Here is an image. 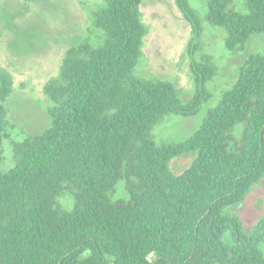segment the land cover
Wrapping results in <instances>:
<instances>
[{"label":"trees","instance_id":"obj_1","mask_svg":"<svg viewBox=\"0 0 264 264\" xmlns=\"http://www.w3.org/2000/svg\"><path fill=\"white\" fill-rule=\"evenodd\" d=\"M143 2L102 0L93 40L67 51L46 85L50 127L15 143L9 169L0 159V264H264V218L247 231L232 213L264 179V54L245 60L187 140L158 144L166 115L204 109L214 69L193 61L198 90L188 103L172 82L135 78L148 34ZM231 2L208 0L206 21L241 51L264 34V0H245V14ZM176 4L193 57L203 21L190 0ZM13 93L0 69V145ZM187 156L175 175L172 161Z\"/></svg>","mask_w":264,"mask_h":264},{"label":"rangeland","instance_id":"obj_2","mask_svg":"<svg viewBox=\"0 0 264 264\" xmlns=\"http://www.w3.org/2000/svg\"><path fill=\"white\" fill-rule=\"evenodd\" d=\"M102 0H0V69L14 80V93L7 102L6 138L0 145L4 169L14 164L13 147L30 136L46 131L51 125L48 110L55 106L46 92V85L59 76L64 55L73 47L92 38L93 13ZM208 0H190L204 31L193 57L190 45L191 25L184 19L176 0H144L141 15L148 34L142 55L133 76L145 81L172 82L184 103L196 94L198 84L192 69L193 61L214 69L212 79L204 88V109L185 117L166 115L155 126L158 144L187 140L201 125L210 108L236 82L239 70L253 53L264 54V34L253 35L241 51L226 47L227 32L206 21ZM229 10L248 12L245 0H232ZM193 161L192 156L178 157L171 163L175 175ZM71 192L62 199L65 209L72 208ZM251 231L264 218V179L232 209Z\"/></svg>","mask_w":264,"mask_h":264}]
</instances>
